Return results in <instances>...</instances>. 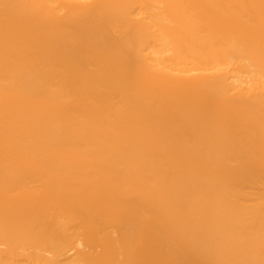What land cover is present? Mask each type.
Wrapping results in <instances>:
<instances>
[{
	"label": "bare ground",
	"instance_id": "1",
	"mask_svg": "<svg viewBox=\"0 0 264 264\" xmlns=\"http://www.w3.org/2000/svg\"><path fill=\"white\" fill-rule=\"evenodd\" d=\"M0 264H264V0H0Z\"/></svg>",
	"mask_w": 264,
	"mask_h": 264
}]
</instances>
